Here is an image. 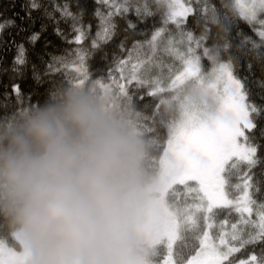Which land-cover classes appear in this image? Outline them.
Here are the masks:
<instances>
[{"label": "snow or ice", "instance_id": "6c2138e0", "mask_svg": "<svg viewBox=\"0 0 264 264\" xmlns=\"http://www.w3.org/2000/svg\"><path fill=\"white\" fill-rule=\"evenodd\" d=\"M96 3L101 7L94 12L97 20L96 36L91 42L94 51H101V45L117 34V18L127 21L132 35L136 24L128 19L129 15H135L140 22L156 16L160 19L161 26L149 40H136L127 49V37L121 41L120 48L127 52V57L114 58L109 83L97 79L88 84L89 73L84 65L77 69L80 78L68 81L69 87H86L93 93L109 96L114 105L130 114L132 124L149 145V167L159 175L157 212L148 228L152 264H264V202L253 198V193L261 190V181L254 179L252 171L264 164V156L258 155L262 145L256 135L258 130L259 139H264V127L258 123L264 120V105L251 100L249 77L236 72L242 60L248 71L255 64L264 72V0L230 3L221 0L224 11L213 0H151V3L96 0ZM21 7L24 15L16 13L0 22V36L9 28L26 31V24L35 23L32 12L43 6L37 0H29L27 10ZM43 11L48 19L56 21L58 36L67 39L58 26L63 20L71 22L74 33L71 42L79 45L88 38L91 25L83 24V12H73L67 0L53 4L52 11L47 8ZM189 16L201 26L199 36L186 27ZM241 23L254 35L244 32ZM169 25L174 26V31ZM212 26L217 29L214 34ZM28 39L35 45L40 33L33 32ZM16 48L12 71L22 72L27 64L26 49L23 44ZM78 54L86 59L93 53L79 49ZM101 58L107 60V53ZM165 58L170 63L166 64ZM204 59L209 62L207 70L202 64ZM61 66L64 69L70 66L67 58L51 56L43 73L36 65L32 66L33 78L41 83L43 77L59 72ZM252 83L264 89V79ZM141 89L144 93L137 96ZM12 92L22 102L18 85H13ZM144 95L155 99L151 114L137 109L136 100L144 99ZM193 95L201 103H193ZM257 95L264 100V92ZM25 109L4 121L14 119ZM157 126L166 130V140L162 141L157 134ZM232 176L241 183L230 185ZM176 186H183L180 191L195 194L191 203L179 202ZM230 188L236 192L230 193ZM214 210L238 215L235 222L220 221L214 233L218 215ZM177 241L181 242L179 246ZM0 264H25L17 241L3 229H0Z\"/></svg>", "mask_w": 264, "mask_h": 264}, {"label": "clouds", "instance_id": "9594fccd", "mask_svg": "<svg viewBox=\"0 0 264 264\" xmlns=\"http://www.w3.org/2000/svg\"><path fill=\"white\" fill-rule=\"evenodd\" d=\"M150 154L109 96L58 88L0 121V229L25 264H152L159 175Z\"/></svg>", "mask_w": 264, "mask_h": 264}, {"label": "trees", "instance_id": "16d2710c", "mask_svg": "<svg viewBox=\"0 0 264 264\" xmlns=\"http://www.w3.org/2000/svg\"><path fill=\"white\" fill-rule=\"evenodd\" d=\"M37 2L43 7L39 11L32 12V17L35 21L34 24H26L25 27L27 30L23 32H19L14 28L6 29L3 35L0 36V121H4L6 117H11L22 108H29L43 103L53 90L69 87L68 81L70 78L73 80L80 78L77 69L82 65L87 67L89 73L88 84L97 79H103L105 83H109L108 73L110 67H114V58L127 57V52L122 51L120 48L121 41L125 40V37H127L125 48H130L136 40H149L153 31L161 26L159 16L150 17L146 21L140 22L135 15H129L128 19L136 24L135 34L132 35V30L127 29V21L117 18V34L109 43L101 45V51H94L91 47L92 39L96 36L97 31V20L94 16V12L98 7H101L96 3V0H67L73 12H83V24L91 25L88 38L79 45L71 42L74 40V33L70 28V21L66 23L60 20L58 25L67 38L65 39L55 33V28L57 27L56 21L50 20L44 15L43 8L52 11L53 4H63L65 0H37ZM213 2L221 11L225 10L221 7V0H213ZM223 2L230 3L234 2V0H223ZM149 3H151V0H149ZM28 4L29 0H0V22L4 19L14 17L16 13L24 15L21 6H25V10H27ZM153 7H155V5H153ZM56 19L59 20V13H56ZM41 25H44L43 31L41 30ZM168 27L174 31V26L169 25ZM186 27L197 36L202 32L201 26L196 23L192 16L188 17ZM240 27L249 35H254L247 25L241 23ZM216 31V27L212 26L213 34ZM33 32L40 33V39L36 41L35 45L30 43L28 39ZM176 35L178 36V33ZM13 38L15 43H12ZM208 43L211 44V40H209ZM18 44H23L26 49L27 64L23 67L22 72H13V61L17 55L16 45ZM79 49H84L86 52L93 54L84 59L79 56ZM105 52L107 53V60L101 58ZM51 56L66 57L70 66L67 69L61 66L59 72L54 73L50 77H43L42 82L37 83L33 78L32 66L36 65L37 70L43 73L46 70V63L50 61ZM202 64L205 70L209 68L207 59H204ZM156 71L157 73L159 72V70ZM164 71L167 72V67L164 68ZM236 72L241 77L245 75L249 77L248 87L252 90L251 100L257 105H264V100L260 99L259 95H257V93L264 92V89L252 83L253 80L264 79V72H261L258 65L255 64L253 65L252 71H248L246 62L243 60L237 67ZM252 72L255 74L253 75ZM115 75L118 77L119 74L115 73ZM13 85L19 86L23 95L22 102H18L15 94L12 92ZM144 91L145 90L141 89L140 92L137 93V96L143 94ZM154 103L155 99L147 95H144V99L142 100H136L137 109L147 114H151V105ZM145 105H149V107L145 108ZM258 123L260 127H264V120ZM157 128V134L160 136L161 140H166V130L159 128V126H157ZM256 135L260 145H262L258 155L264 156V139H259L258 130ZM252 171L254 173V179L261 181V190L259 192H254L253 198L256 199L257 202H264V164L258 165ZM237 183H241V180L236 176H232L230 185H235ZM176 188L178 189L177 195L180 203L192 202V196L195 194H188L186 191H180L183 189V186H176ZM229 191L230 193L236 192L234 188H230ZM214 212L218 213L215 217L217 225L220 221L225 219H228L229 223L235 222L238 215L235 212L229 214L228 210H214ZM217 231L218 229L215 227L213 232L215 233ZM180 243V241H177L176 246H179ZM243 251L244 250H242V252ZM256 251L257 253L259 252V246H256ZM236 255L241 254L238 253Z\"/></svg>", "mask_w": 264, "mask_h": 264}, {"label": "rangeland", "instance_id": "374dc122", "mask_svg": "<svg viewBox=\"0 0 264 264\" xmlns=\"http://www.w3.org/2000/svg\"><path fill=\"white\" fill-rule=\"evenodd\" d=\"M165 60H166V64H167V63H170V61H168L167 58H165ZM218 225H219V224H218ZM218 225H217V229H218Z\"/></svg>", "mask_w": 264, "mask_h": 264}]
</instances>
